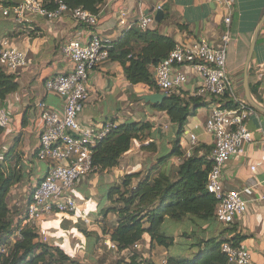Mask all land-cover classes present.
I'll use <instances>...</instances> for the list:
<instances>
[{
    "label": "crops",
    "instance_id": "1",
    "mask_svg": "<svg viewBox=\"0 0 264 264\" xmlns=\"http://www.w3.org/2000/svg\"><path fill=\"white\" fill-rule=\"evenodd\" d=\"M232 1V41L227 51V69L236 80L240 96L249 103L248 97L251 96L264 108V0ZM5 2L10 3L0 0V3ZM158 6L164 10V19L155 24L160 33L174 38L177 43L193 42L205 36L220 46V38L226 29L225 13L215 0H108L100 10L98 26L92 29L78 23L69 14L57 20L36 16L31 23L20 24L0 12V44L8 40L12 46L24 51L28 59V65L15 72L19 89L2 102L10 114L11 123L4 127L0 136V162L7 169L22 175L21 181L12 187L8 196L11 210L16 208L19 211L15 222L24 216L29 194L48 169L47 164L37 158L42 128L38 105L43 102L51 108L63 107L62 99L48 92L45 87L49 78L70 68V63L62 54L63 45L78 36L86 39L93 32L111 41L118 40L125 30L118 22L121 9L129 10L131 22L142 14L156 15ZM181 70L188 77L182 91L193 95L202 84L201 76L188 66ZM246 76L249 91L245 86ZM89 92V100L79 116L82 124H122L144 119L153 125L142 140H134L118 166L109 170L99 169L78 181L74 189L78 202L76 214L53 213L39 224L47 229L49 244L63 248L73 258L84 263L95 264L102 250L107 248L117 251V246L113 248L106 243L108 239L111 240L110 234L119 219L114 210L119 205L118 197L108 196L109 188L120 183L127 174L140 173L143 177L158 168V159L171 148L178 127L170 122L165 112L141 100L142 95L153 92L144 84H131L119 62L109 60L95 69L89 78ZM212 107L209 101V104L198 108L196 114L188 118L180 136L184 152L190 148V132L198 138L197 147H213L214 137L204 128ZM254 108L258 114L250 116L246 122L254 140L247 145L245 156H235L229 160L223 173L225 188L241 191L248 199L247 212L227 226L190 219L177 223L167 221L166 227L173 231L176 246L171 250L161 246L152 247L150 236L145 235L141 241L145 257L153 262L169 253L193 257L199 248L192 245L196 237L192 238L190 232L196 230L199 238H208L226 229L222 239L242 238L240 244L249 249L253 261L264 264V150L260 144L264 138V111ZM150 142H155V150L142 149V145ZM207 152L206 149L198 151L202 155ZM179 158H169L163 167L172 178L177 177ZM252 165L255 170H252ZM86 218L90 221L86 222ZM106 220L111 222L110 228ZM96 235L102 236L99 243L95 242ZM127 254L128 251H124L120 255Z\"/></svg>",
    "mask_w": 264,
    "mask_h": 264
},
{
    "label": "built area",
    "instance_id": "2",
    "mask_svg": "<svg viewBox=\"0 0 264 264\" xmlns=\"http://www.w3.org/2000/svg\"><path fill=\"white\" fill-rule=\"evenodd\" d=\"M0 3V12L4 17L12 18L17 23H31L33 18L41 16L48 20H57L65 14L87 28H95L99 24V13H93L83 7L70 8L63 1H57L54 9H48L43 0H8ZM225 13L226 29L217 46L208 37L201 36L188 43H177L154 69V80L161 93L182 91L188 81L182 67L188 66L197 72L202 79L201 86L193 95L202 96L211 101L213 107L205 121V130L214 137L213 147L206 153L211 163L208 173L207 190L218 200L215 215L224 226L235 223L238 217L247 212L249 201L241 191L228 190L224 186L223 173L229 160L235 156H245L246 147L254 140L253 133L246 122L249 117L258 114L255 108L236 89V80L227 69V51L232 41L231 22L234 2L232 0H215ZM157 7V10L161 9ZM130 12L119 11L118 22L125 29L137 27L147 30L155 22L154 14H142L130 22ZM112 42L99 33H90L86 39L78 36L62 47L64 59L70 68L49 78L45 87L48 92L60 97L62 109L51 108L46 103H39L42 128L39 136L37 158L47 164L45 176L32 192V199L27 205L22 224L36 227L41 241L47 242V229L39 224L50 214L78 211L74 189L79 180L99 170L94 165V149L99 142L118 124L106 122L102 124H82L79 120L89 97V78L91 73L110 60ZM0 65L8 72L15 73L28 65L24 51L12 46L8 40L0 44ZM11 123L10 114L0 103V126L7 127ZM190 148L180 157H190L198 145L194 133H188ZM264 150V138L260 142ZM252 170L255 166L252 165ZM86 222H89L87 218ZM107 245L116 248L110 239ZM141 249V242L132 247ZM221 249L228 256L227 264H256L249 249L245 246L233 245L229 241L222 243ZM156 264H168L167 256H162Z\"/></svg>",
    "mask_w": 264,
    "mask_h": 264
},
{
    "label": "trees",
    "instance_id": "3",
    "mask_svg": "<svg viewBox=\"0 0 264 264\" xmlns=\"http://www.w3.org/2000/svg\"><path fill=\"white\" fill-rule=\"evenodd\" d=\"M57 1L60 0H43L48 9H54ZM61 1L70 8L83 7L99 13L108 0ZM156 23L157 21L143 31L137 27L125 29L123 35L112 42L110 49V60L123 66L128 81L134 85L144 84L151 92H160L155 84L153 69L177 44L174 38L160 33L155 28ZM19 87L15 73L8 72L0 65V103ZM139 99L138 96L137 100ZM207 104L209 101L205 97L184 91L170 93L163 103L150 104L154 109L165 112L170 122L178 127V132L171 148L159 157L158 168L143 177L140 173L127 174L120 183L109 188L108 196H117L119 203L114 208L119 216L118 224L110 234L111 240L117 246V251L114 252L121 254L128 251L115 264H156L144 256L142 249L133 250L132 247L148 235L152 247L161 246L167 250L174 248L177 243L174 235L166 229L167 221L177 223L190 219L195 222L219 223L215 215L218 200L207 190L211 163L206 159V153H198L201 149L209 152L212 147L200 145L192 156L184 157L177 167L176 178H172L163 169L169 158L184 156L180 136L187 120L196 114L198 108ZM152 127V123L144 119L118 124L94 149V165L100 170L118 166L134 140H142ZM3 132L4 127L0 126V136ZM142 149L155 150L156 144H144ZM21 179V174L7 169L0 162V264H88L73 258L59 246L41 241L35 226L23 225L22 219L15 222L17 214L9 207L8 196L12 187ZM31 199L32 193L29 194L27 205ZM225 231L226 229L219 235L208 238H199L196 230L190 232L192 238L196 237L192 245L199 248L198 252L193 257H179L169 253L168 264H227L228 256L221 249L222 243L229 241L233 245H239L242 238L222 239ZM101 239L102 236L96 235L95 242L99 243ZM96 264L103 262L98 261Z\"/></svg>",
    "mask_w": 264,
    "mask_h": 264
},
{
    "label": "water",
    "instance_id": "4",
    "mask_svg": "<svg viewBox=\"0 0 264 264\" xmlns=\"http://www.w3.org/2000/svg\"><path fill=\"white\" fill-rule=\"evenodd\" d=\"M155 19L157 22L162 21L164 19V10L161 8L156 12ZM250 60V58L248 59ZM245 86L247 91H249V83L247 76L245 78ZM168 97L167 93H161V92H153L149 94H145L141 96V100H143L146 104H160L163 103L164 100ZM250 103L252 106L256 107L257 109L264 111V108L258 105L251 96L248 97Z\"/></svg>",
    "mask_w": 264,
    "mask_h": 264
},
{
    "label": "rangeland",
    "instance_id": "5",
    "mask_svg": "<svg viewBox=\"0 0 264 264\" xmlns=\"http://www.w3.org/2000/svg\"><path fill=\"white\" fill-rule=\"evenodd\" d=\"M232 76V75H231ZM25 205H27V202L25 203ZM14 212V214L16 215V214H18V210L15 208V210L13 211ZM112 221V220H111ZM106 224L107 225H109V228H110V226H111V222L110 221H107L106 220ZM166 229H167V227H166ZM173 230V229H172ZM168 232H170V233H173V231H171L170 229H168ZM48 241V240H47ZM105 246V245H104ZM125 256H123V255H120V254H117V253H114L113 251H111V250H109V249H104V250H102V252H100V254H99V256H98V258H96V256H95V258H96V263L98 262V261H100V263H102L103 262V264H115V262L118 260V259H120V258H124ZM95 263V264H96Z\"/></svg>",
    "mask_w": 264,
    "mask_h": 264
},
{
    "label": "bare ground",
    "instance_id": "6",
    "mask_svg": "<svg viewBox=\"0 0 264 264\" xmlns=\"http://www.w3.org/2000/svg\"><path fill=\"white\" fill-rule=\"evenodd\" d=\"M169 96V95H168Z\"/></svg>",
    "mask_w": 264,
    "mask_h": 264
}]
</instances>
